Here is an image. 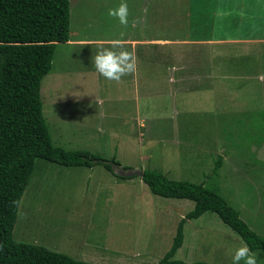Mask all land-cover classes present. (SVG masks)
Instances as JSON below:
<instances>
[{
  "label": "rangeland",
  "instance_id": "374dc122",
  "mask_svg": "<svg viewBox=\"0 0 264 264\" xmlns=\"http://www.w3.org/2000/svg\"><path fill=\"white\" fill-rule=\"evenodd\" d=\"M71 1L72 39L99 43L56 46L52 67L40 85L43 116L54 145L114 159L120 165L113 166L115 173L125 167L153 169L174 181L204 183L234 207L252 231L264 236V41L224 46V77L217 86L213 79V86L203 87L211 84L209 78H181L178 72L169 90L163 72H154L159 79H142L135 73L117 83L100 76L92 63L101 47H110L102 46L103 39L113 41L121 34L120 40H134L125 47L137 51L132 45L140 34L146 41L204 38L211 32L203 24L213 12H206L211 3L191 16L189 4L197 7L195 0H150L147 11L136 4L125 29L107 14L121 0H107L103 11L98 0H92L93 8L91 0L73 5ZM257 2L236 0L238 8L229 15L221 18L217 13L215 35L264 39V12H258L264 1ZM152 14L160 24L157 30L146 29L150 38L137 29ZM197 19L201 25L193 30L190 26ZM131 23L140 28L130 31ZM172 46L162 48L169 51ZM192 48L197 58L198 46ZM128 178L114 177L101 165L66 167L36 160L18 205L13 240L94 264H157L194 203L153 195L140 177ZM183 235L174 259L186 263L233 264L234 250L244 245L210 212L186 219ZM252 252L257 253V264H264V251Z\"/></svg>",
  "mask_w": 264,
  "mask_h": 264
},
{
  "label": "trees",
  "instance_id": "16d2710c",
  "mask_svg": "<svg viewBox=\"0 0 264 264\" xmlns=\"http://www.w3.org/2000/svg\"><path fill=\"white\" fill-rule=\"evenodd\" d=\"M74 25L77 31L78 22ZM71 33L69 0H0V264H94L13 240L18 205L36 160L66 167L101 165L114 177L129 179L115 173L113 166L120 165L114 159L107 161L84 150H68L51 140L40 85L52 67L57 44L68 43ZM222 162L220 159L213 168L214 174ZM142 172L141 180L153 195L194 203L179 222L169 251L157 264H209L174 259L183 243L184 221L206 212L216 214L252 251H264V236L252 231L217 191L204 183L171 180L153 169Z\"/></svg>",
  "mask_w": 264,
  "mask_h": 264
},
{
  "label": "crops",
  "instance_id": "0c3cea01",
  "mask_svg": "<svg viewBox=\"0 0 264 264\" xmlns=\"http://www.w3.org/2000/svg\"><path fill=\"white\" fill-rule=\"evenodd\" d=\"M195 0L197 3V7H194L190 1V16L192 13L201 9H203L205 6L210 5V9H208L206 12L209 13V11H213L212 13H209L211 16L209 20L202 19L204 22L203 24L207 26V31L210 32L208 36L204 38H192V39H183L184 41L180 40H168V39H159L154 38L150 41H146V37L142 36L140 34V39L135 41V45H132L133 47H138L139 50L134 52L137 56V71L136 73H140V77L142 79L147 78H153V79H159L155 76V73H164V80L163 84L168 90L170 88H173L174 83V73L178 72L177 77L183 78L184 75H188V78H202L211 80V84L209 86H203V87H211L214 85L213 79L216 80L215 86L218 85V80L223 79V71H222V56H223V48L224 46H228L230 44H237V43H246L247 45L251 44H261L262 41H264L263 38H244L242 36H237V38L234 37H220L215 35V29L218 26V23L213 22V17L220 13L221 18L225 15H229L232 10L238 8L236 0H218L219 4L217 5V0ZM264 0H258L257 3H262ZM72 5L76 0H72ZM137 3H132L128 0L127 4L129 7V12L134 13V9L136 7V4L143 5V10L147 11V7L150 6V0H136ZM116 2H114L115 4ZM98 4L101 6V11H103L108 3L107 0H98ZM163 6L165 4V1L162 2ZM173 4H170L169 7H171ZM89 6L93 8L92 0L89 3ZM217 6V7H216ZM173 10V8L171 7ZM217 10V12H216ZM258 12L263 13L264 8L260 9ZM187 14V18L189 21V17ZM198 17V16H197ZM149 19H146L147 24L140 28L136 25V23H131L130 25V31L135 30L137 28H140V30L137 29L139 32H143L144 34H148L147 30L151 31L152 26L158 29L157 27L160 24V18L157 19L154 14H152L151 23H149ZM154 19V20H153ZM223 21V20H222ZM75 23V21L73 22ZM199 20L194 22L191 27H193V30L198 29ZM189 25V22H188ZM191 25V23H190ZM201 25V24H200ZM145 28V29H144ZM202 29V27H199ZM127 29V28H125ZM147 29V30H146ZM124 30V29H123ZM122 30V31H123ZM150 38H152V34L149 35ZM158 37V36H157ZM109 39V38H106ZM115 40L122 39L121 34L119 37L114 38ZM101 42L103 44L102 46H110L112 40H105ZM191 40H194L193 42ZM114 41V40H113ZM124 44L133 43V41L122 40ZM96 43H99V40L97 39H72V33H71V39L68 43H65L67 46H81V45H94ZM100 44V45H101ZM167 44H172V48L169 51H165L167 49H163L162 47L166 46ZM194 45L198 46V52H197V58H195V54L192 55V53H195V49L192 47ZM126 46V45H125ZM187 46V47H186ZM176 47L182 48L180 51H177L178 49H175ZM186 47V49H184ZM127 50H129V46L127 45ZM174 55L172 58L173 60H168L167 57L170 58V56ZM163 59H167L163 61ZM163 61V64H162ZM139 65V66H138ZM172 65V66H171ZM193 65L194 68L191 66ZM201 66V67H200ZM197 71V72H196ZM155 72V73H154ZM196 72V74H194ZM151 73L153 75L151 76ZM135 92L139 93L141 92L140 87H135Z\"/></svg>",
  "mask_w": 264,
  "mask_h": 264
},
{
  "label": "clouds",
  "instance_id": "9594fccd",
  "mask_svg": "<svg viewBox=\"0 0 264 264\" xmlns=\"http://www.w3.org/2000/svg\"><path fill=\"white\" fill-rule=\"evenodd\" d=\"M107 14L116 19L123 28L128 27L129 7L126 0H121L118 6L109 8ZM92 63L100 76L117 83L137 71V56L134 51L127 50L122 40L112 41L110 47H101L92 57ZM232 262L233 264H257V253L252 252L244 244L234 250Z\"/></svg>",
  "mask_w": 264,
  "mask_h": 264
},
{
  "label": "water",
  "instance_id": "95a60500",
  "mask_svg": "<svg viewBox=\"0 0 264 264\" xmlns=\"http://www.w3.org/2000/svg\"><path fill=\"white\" fill-rule=\"evenodd\" d=\"M142 171L141 170H121L120 172L116 173L118 176L123 177H132V176H138L142 177Z\"/></svg>",
  "mask_w": 264,
  "mask_h": 264
}]
</instances>
